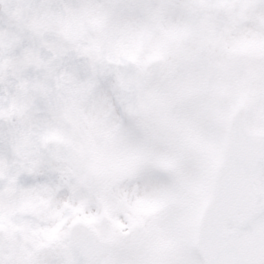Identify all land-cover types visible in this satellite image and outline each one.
<instances>
[{"label":"snow or ice","instance_id":"obj_1","mask_svg":"<svg viewBox=\"0 0 264 264\" xmlns=\"http://www.w3.org/2000/svg\"><path fill=\"white\" fill-rule=\"evenodd\" d=\"M0 264H264V0H0Z\"/></svg>","mask_w":264,"mask_h":264}]
</instances>
